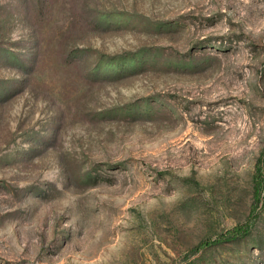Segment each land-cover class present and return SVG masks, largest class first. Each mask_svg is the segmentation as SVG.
Wrapping results in <instances>:
<instances>
[{"label": "rangeland", "instance_id": "rangeland-1", "mask_svg": "<svg viewBox=\"0 0 264 264\" xmlns=\"http://www.w3.org/2000/svg\"><path fill=\"white\" fill-rule=\"evenodd\" d=\"M0 264H264V0H0Z\"/></svg>", "mask_w": 264, "mask_h": 264}, {"label": "trees", "instance_id": "trees-1", "mask_svg": "<svg viewBox=\"0 0 264 264\" xmlns=\"http://www.w3.org/2000/svg\"><path fill=\"white\" fill-rule=\"evenodd\" d=\"M261 188H262V177H261V173H260V162H259V163H257V167H256L255 175H254V195H255L254 200H255V204L252 207L253 212H254V210L258 204V201H259V194H260ZM249 231H250V226H249L248 222L235 225L232 228L225 230L223 233H221L214 240H211L209 242L202 241L201 243L196 245L192 251H198V249H200L202 247L213 245V244H219L222 242H229V241L241 239V238L245 237L249 233Z\"/></svg>", "mask_w": 264, "mask_h": 264}]
</instances>
